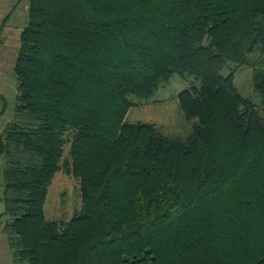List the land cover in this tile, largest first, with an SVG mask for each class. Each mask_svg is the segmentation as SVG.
<instances>
[{
  "label": "trees",
  "instance_id": "1",
  "mask_svg": "<svg viewBox=\"0 0 264 264\" xmlns=\"http://www.w3.org/2000/svg\"><path fill=\"white\" fill-rule=\"evenodd\" d=\"M28 15L0 131L15 263L264 264V111L224 74L252 67L264 103V0H30ZM175 74L194 78L186 139L126 121ZM60 171L83 207L49 221Z\"/></svg>",
  "mask_w": 264,
  "mask_h": 264
},
{
  "label": "rangeland",
  "instance_id": "2",
  "mask_svg": "<svg viewBox=\"0 0 264 264\" xmlns=\"http://www.w3.org/2000/svg\"><path fill=\"white\" fill-rule=\"evenodd\" d=\"M30 0H0V94L3 96L0 114V131L15 116L17 78L15 64L21 45V34L29 22ZM235 71V84L244 97L254 98L264 111V103L255 98L252 83L253 69L250 66L227 67L224 74ZM194 84L191 76L173 75L163 83L159 91L149 99L131 97L135 102L127 115L129 123L153 124L164 135L186 139L192 132L194 121H188L180 107L178 95ZM70 145L65 148V159L69 158ZM4 159L0 157V264H16L8 234L4 227L10 220L4 205ZM83 207L80 180L59 172L49 188L45 203V214L49 221H70Z\"/></svg>",
  "mask_w": 264,
  "mask_h": 264
}]
</instances>
